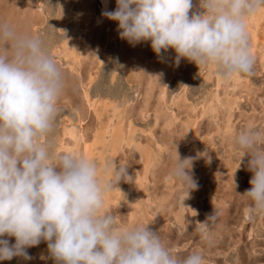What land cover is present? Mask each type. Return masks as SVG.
Listing matches in <instances>:
<instances>
[{
  "label": "rangeland",
  "instance_id": "rangeland-1",
  "mask_svg": "<svg viewBox=\"0 0 264 264\" xmlns=\"http://www.w3.org/2000/svg\"><path fill=\"white\" fill-rule=\"evenodd\" d=\"M192 1L194 9L191 10L198 11L196 0ZM83 6L88 7L84 8ZM98 8L99 2L97 0H0V22H7L15 26L18 31H27L32 35L39 36L43 40L48 54L61 68L65 77L66 86L58 100L59 116L50 133L46 137H41L42 143H50L54 153L69 152V148H72V151L83 155L82 149L77 150L70 138H65L68 143L67 148L56 150V147L61 137L60 119L64 115L69 118L72 117L74 121L77 118H84L83 123L80 124L87 140L93 136L90 132L93 131L92 133H94L96 131L98 125L95 124H99L98 115L93 111L88 112V109L86 110L82 105V89L83 87L86 88L92 102L99 101L98 105L101 103L108 105V102H111V105L117 108L120 107L122 112V130L124 133L120 137H122L123 142L119 141L117 146L110 141L112 138L110 133L107 132L105 144L101 145V152L98 154L100 157L96 156L97 154L91 157L100 168L103 167L105 160L109 158L118 161H129L127 174L130 177H127L126 181L122 179L118 183L119 191L118 188L115 189L119 192L118 200L114 201L115 194L111 192L114 194L112 195L113 199L110 200L113 203H110V201L107 204L104 203V210L109 211L114 216L118 226L142 224V222L144 223L157 215L148 227L154 228L153 231L160 232L169 250L179 258H184L193 252H199L203 256L204 264H264V217L257 216L254 219H249L247 210L251 207V204L240 195L251 187L249 179L252 173L246 167L248 157H243L240 168L234 171L237 166V155L232 147V138L239 131L246 128L264 129V62H262L264 60V15L260 20L259 18L255 20L251 16H249L251 18L246 19V23H249L248 25L255 33L254 39L256 42H253L254 40L248 33L249 39L251 37V41L249 40L250 51L253 52L251 53L255 57L253 75L251 77L238 76L240 80L237 76H233L226 80L223 79L218 85V77L213 69L212 74L208 75L209 67L197 66L185 58H181L180 64L176 66L174 60H172L176 54L172 49H169L166 54L162 53L163 61L167 62L164 64L163 61L158 60L156 54L151 50L150 42L144 41L131 46L125 40L119 38L117 24L115 27L113 25L115 21L106 18L102 25H97L93 19L98 14ZM114 8L115 0H110V9L113 10ZM261 23H263V26ZM67 30L68 33L70 32L69 34ZM79 33H82V41L79 44L81 63L78 69L79 73L77 71L74 73V70H72L74 65L71 61L67 60L68 64L66 59L59 60L58 56L53 53V48L65 36ZM96 45L101 50H96ZM254 48H257V50ZM261 55H263L262 59ZM100 58L101 62H98ZM70 65L71 68H69ZM89 73H92L90 80ZM159 73H164V76L159 79V82H156L158 81L156 75ZM207 76L209 78H206ZM161 79H163V83L160 81ZM244 82L245 84H243ZM222 91L224 92L222 93ZM212 97L216 99H212ZM215 101H221V103ZM231 101H234V103ZM204 103L208 105L205 106ZM190 107H193L195 111L193 109L190 111ZM166 108L169 112L165 110ZM208 110H211L210 113L207 112ZM111 111V108H109L108 112L111 113ZM142 111L145 112L142 114ZM204 111L206 114L203 115ZM145 113L150 114L146 115ZM196 113L198 116L200 115L199 118H196ZM252 113L255 114V118ZM193 114L194 124L191 123ZM171 115L175 116V119ZM106 119L107 115L104 113L102 120ZM114 119L111 120V125L117 122L115 117ZM129 122L135 128V134L130 135L133 143L130 142L131 144L128 143L127 145L124 142L130 134V130H127ZM94 127L95 129H93ZM148 129H150V133H148ZM89 133L90 135H88ZM161 133L163 136L166 134L164 136L165 140ZM157 140L163 143L164 146H161L162 144H159ZM174 141L178 145L181 158L195 156L197 152L203 151L205 148H208V154L212 157L210 164L205 163L203 157L193 161L190 175L198 187L195 190H190L182 203L180 201L186 195L188 185H181L179 182L170 179L168 174L175 159ZM144 145L151 150L154 148L153 151H158H156L158 154L153 153L149 166H145L140 154L145 149ZM115 146L116 148L112 149ZM117 147L119 150H117ZM139 160H142V162ZM217 168L219 169L217 170ZM143 170H145V173L142 172ZM100 174L105 176L104 172ZM144 175L147 181L144 179L141 182L140 180L144 178ZM164 175H167V177H164ZM137 180L141 182L139 184H142V186L137 185ZM134 181L137 184H134ZM141 188H145V190L142 189L141 191ZM209 215H213L215 219H207ZM177 217L180 218V221ZM153 222L156 223L155 226ZM205 224L207 225L206 228L204 227ZM8 239L11 243L14 238L9 237ZM27 252L33 259L23 260L22 264H46L50 260L44 261L38 258L41 252L47 255L46 243L43 241L38 246L28 248ZM14 258L2 260L0 264H14L16 260Z\"/></svg>",
  "mask_w": 264,
  "mask_h": 264
},
{
  "label": "clouds",
  "instance_id": "clouds-1",
  "mask_svg": "<svg viewBox=\"0 0 264 264\" xmlns=\"http://www.w3.org/2000/svg\"><path fill=\"white\" fill-rule=\"evenodd\" d=\"M197 4L199 10L190 14L192 0H115L110 11L105 0L101 16L117 22L119 38L129 45L150 42L161 61L162 53L172 49L176 66L185 58L210 66L221 79L251 77L255 57L245 21L264 9V0ZM162 76L156 75L158 82ZM65 86L61 68L39 36L0 22V261L32 260L27 249L43 241L47 255L42 252L38 258L53 264H204L199 252L184 258L172 254L160 232L148 227L156 215L121 227L104 210L105 194L130 177L129 161L109 158L100 168L94 159L75 151L54 153L50 143L41 142L59 116ZM176 141L168 174L188 185L182 203L198 187L190 175L193 161L203 157L210 164L212 157L205 148L181 158ZM232 147L237 155L234 171L247 156L252 173L251 187L239 193L251 204L248 218L264 217V129L239 131Z\"/></svg>",
  "mask_w": 264,
  "mask_h": 264
},
{
  "label": "bare ground",
  "instance_id": "bare-ground-1",
  "mask_svg": "<svg viewBox=\"0 0 264 264\" xmlns=\"http://www.w3.org/2000/svg\"><path fill=\"white\" fill-rule=\"evenodd\" d=\"M78 1V0H77ZM98 2H99V8H98V14L97 15H95V17H94V22H96L97 23V25H102V23L103 22H105V20H106V18H104V17H102L101 16V11H102V8L104 7V4H105V0H97ZM7 2V1H6ZM19 2V1H18ZM21 2V1H20ZM39 2V1H38ZM113 2V1H112ZM193 2V1H192ZM196 2H197V0H196ZM11 3V2H10ZM37 3V2H36ZM41 5V4H40ZM106 5H107V8H108V10H111L110 9V0H106ZM195 5H196V3H195ZM194 5V6H195ZM197 6V5H196ZM84 8H87L88 6H83ZM41 8V7H40ZM39 8V9H40ZM13 9H15V8H13ZM194 9V8H193ZM196 9V8H195ZM85 10V9H84ZM197 10H199V8L197 9ZM88 11V10H87ZM192 11V10H191ZM86 12V11H85ZM79 13V12H78ZM82 13V12H81ZM80 15V14H79ZM84 15H86V14H84ZM264 15V9H261V10H258L255 14H253V15H251V17L253 18V19H258L259 18V20L261 19V17ZM64 16V15H63ZM83 16V15H82ZM251 17H249V18H251ZM56 18H57V16H56ZM76 19H77V16H76ZM253 19H251V20H253ZM21 20V19H20ZM81 19L79 18V21H80ZM254 20V21H255ZM74 21V20H73ZM81 22V21H80ZM248 22H251V21H248ZM261 22V21H260ZM245 23H246V21H245ZM264 23V22H263ZM263 23H261L262 24V26H263ZM116 22L115 23H113V25H114V27L116 26ZM249 24V23H248ZM247 23H246V26H247V31H248V33L251 35V37H252V40H254L253 42H256L255 41V33H254V31L253 30H251V28H250V26L248 25ZM81 25V24H80ZM112 27V26H111ZM20 28V27H19ZM257 28V27H256ZM259 29L261 28V27H258ZM263 28H264V26H263ZM262 29V28H261ZM37 31V30H36ZM82 31V30H81ZM112 31V30H111ZM67 33H68V30H67ZM70 33V32H69ZM68 33V34H69ZM72 33V32H71ZM261 34V33H260ZM117 35V34H116ZM109 36V35H108ZM115 36V35H114ZM251 37H250V41H251ZM113 38V37H112ZM108 40V39H107ZM57 41V40H56ZM80 41H82V33H79V34H71L70 36H65L59 43H58V45H56V46H54V48H53V53H55L57 56H58V58H59V60L60 59H66V62H68V61H71V63H72V65H74V67L72 68V70H74V73H75V71H77L78 72V69H79V65H80V59H81V57H80V46H79V44L81 43ZM260 41H261V39H260ZM264 42V41H263ZM118 44V43H117ZM86 46V45H85ZM254 47H255V45H254ZM258 47V46H257ZM84 48V47H83ZM110 49V48H109ZM136 49V48H135ZM254 49H256L257 50V48H254ZM259 49H260V47H259ZM82 50V49H81ZM96 50H101L99 47H98V45H96ZM250 50H251V48H250ZM169 51V50H168ZM263 51V50H262ZM252 52V51H251ZM258 52V51H257ZM253 53V52H252ZM166 54V53H165ZM264 54V53H263ZM166 57V56H165ZM155 58V57H154ZM263 58V55H261V59ZM126 59V58H125ZM68 60V61H67ZM103 60V59H102ZM159 60V59H158ZM157 60V61H158ZM172 60H174V58L172 59ZM123 61V60H122ZM156 61V62H157ZM159 61H161V60H159ZM260 61V60H259ZM258 61V62H259ZM98 62H101V58L99 59V61ZM126 63H127V61H125ZM164 62V61H163ZM166 62V61H165ZM164 62V64H166ZM173 62V61H172ZM257 62V63H258ZM262 62H264V60L262 61ZM142 63H143V60H142ZM162 63V62H161ZM256 63V64H257ZM68 64H69V62H68ZM173 64V63H172ZM172 64H170L171 66H172ZM180 64V63H179ZM64 65V64H63ZM98 65V64H97ZM261 65V64H260ZM100 66V65H99ZM174 66V65H173ZM77 67V68H76ZM264 67V66H263ZM69 68H71V65H70V67ZM166 68H167V66H166ZM175 68V67H174ZM178 68V67H177ZM209 72H208V75H211L212 74V68L209 66ZM71 70V69H70ZM164 70V69H163ZM175 70H177V69H175ZM180 70V69H179ZM260 71H261V69H260ZM175 72V71H174ZM79 73V72H78ZM98 73V72H97ZM166 73H167V71H166ZM214 73V72H213ZM164 74V73H163ZM264 74V73H263ZM262 74V75H263ZM89 80L91 79V77H92V73H89ZM164 76V75H163ZM167 76V75H166ZM165 76V77H166ZM206 76V75H205ZM213 76V75H212ZM215 76V75H214ZM217 76V75H216ZM165 77H164V79H165ZM218 77V76H217ZM238 77V76H237ZM242 77V76H241ZM162 78V77H161ZM206 78H209L208 76L206 77ZM205 78V79H206ZM244 78V77H243ZM98 79V78H97ZM245 79V78H244ZM246 79H247V77H246ZM222 80L223 79H221L220 77H218V81H217V84L218 85H220V83L222 82ZM226 80V79H225ZM235 80V79H234ZM238 80H240V78L238 77ZM161 82L163 81V79H161L160 80ZM228 81V80H227ZM231 81V80H230ZM245 81V80H244ZM156 82H158V81H156ZM232 82V81H231ZM163 83V82H162ZM161 83V84H162ZM235 83V82H234ZM216 84V85H217ZM243 84H245V82L243 83ZM165 85V84H164ZM164 85H163V87H161V89L163 90V88H164ZM217 85V86H218ZM224 85V84H223ZM87 86H88V84H87ZM145 86H146V84H145ZM248 86V85H247ZM166 87V86H165ZM218 89V88H217ZM147 90V89H146ZM216 91V90H215ZM233 91V90H232ZM138 92V91H137ZM174 92V91H173ZM218 92V91H217ZM216 92V93H217ZM224 91H222V93H223ZM88 93H89V91L87 92V90H86V88H84L83 87V89H82V95H83V97H84V100H85V102H86V104H87V106H88V112L89 111H93L96 115H98V122H99V124H95V125H98V127H96L97 129H95V127L93 128V129H95L96 131L94 132V133H92V132H90L91 134H93V136L91 137V139H89V140H87L86 139V136H85V134L83 133V131H82V127H81V124L83 123V120H84V118L83 117H81V118H77L75 121H74V119L72 120V117L71 118H69V117H66V115H64V116H62L61 117V119H60V125H61V137H60V139H59V141L57 142V147H56V150H61V149H63V148H67L66 146H67V141L65 140V138H70V139H72L73 140V144H74V147L77 149V150H79V148H81L82 149V153H83V155L85 156V157H87V158H90L91 159V157H93L94 155H96V156H98V154H99V152H101L100 151V149H101V145L104 143V141H105V135H106V133L107 132H109L110 133V135H111V138H112V140L110 139V137H109V139H110V141H112L114 144H116L117 145V143L119 142V141H122L123 139H121L122 137H120V136H123V134L122 133H124L123 132V130H122V121H123V117H122V112H121V110H120V107L119 108H117L116 106H114V105H111L110 103L111 102H108L109 104L107 105V104H105V103H101L100 105H98V103H100L99 101L98 102H92V98L90 99L89 98V96H88ZM151 94V93H150ZM226 94V93H225ZM229 94V93H228ZM90 95V94H89ZM92 95V94H91ZM156 95V94H155ZM223 95V94H222ZM181 96H182V92H181ZM218 96V95H217ZM228 97V96H227ZM94 98V97H93ZM158 98V97H157ZM173 98V97H172ZM184 98V97H183ZM214 97H212V99H213ZM229 98H231V97H229ZM236 98H237V96H236ZM159 99V98H158ZM175 99V98H174ZM214 99H216V98H214ZM221 99V98H220ZM232 99V98H231ZM149 100V99H148ZM160 100V99H159ZM178 100V99H177ZM181 100V99H180ZM184 100V99H183ZM233 100V99H232ZM208 101V100H207ZM223 102L225 101V99L224 100H222ZM160 102V101H159ZM172 102H173V100H172ZM216 103H221V101L219 102H217V101H215ZM228 102V101H227ZM232 102V101H231ZM97 103V104H96ZM113 103V102H112ZM166 103V102H165ZM177 103H179V102H177ZM186 103H188V102H186ZM202 103H203V101H202ZM208 103V102H207ZM226 103V102H225ZM232 103H234V101L232 102ZM236 103V102H235ZM133 104V103H132ZM174 104V103H173ZM223 104V103H222ZM228 104V103H227ZM229 104H230V102H229ZM182 105H183V103H182ZM187 105V104H186ZM197 105H198V103H197ZM203 105V104H202ZM201 105V106H202ZM204 105L206 106V105H208V104H205L204 103ZM213 105V104H212ZM232 105V104H231ZM235 105V104H234ZM127 106V105H126ZM141 106H142V104H141ZM216 106V105H215ZM233 106V105H232ZM236 106V105H235ZM125 107V106H124ZM178 107V106H177ZM181 107V106H180ZM186 107V106H185ZM204 107V106H203ZM222 107V106H221ZM109 108H111V113H109L108 112V110H109ZM174 108V107H173ZM179 108V107H178ZM183 108H184V106H183ZM209 108V107H208ZM215 108V107H214ZM213 108V109H214ZM228 108H229V106H228ZM233 108V107H232ZM121 109H124V108H121ZM142 109V108H141ZM189 109V108H188ZM191 109H193V107L191 108L190 107V111H191ZM200 109V108H199ZM210 109V108H209ZM248 109V108H247ZM150 110V109H149ZM165 110H167V108L165 109ZM179 110V109H178ZM187 110V109H186ZM194 110V109H193ZM192 110V111H193ZM203 110V109H202ZM212 110V109H211ZM210 110V111H211ZM218 110V109H217ZM232 110V109H231ZM168 111V110H167ZM195 111V110H194ZM201 111V110H200ZM206 111V110H205ZM203 112V115H204V113L206 114V112ZM210 111L208 110L207 112H209L210 113ZM213 111V110H212ZM145 112V111H144ZM143 111H142V114L144 113ZM150 112V111H149ZM162 112H164V111H162ZM169 112V111H168ZM171 112V111H170ZM174 112V111H173ZM172 112V113H173ZM187 112V111H186ZM197 112V111H196ZM106 114L107 115V119L106 120H102V115L103 114ZM192 113V112H191ZM195 113V112H194ZM198 113V112H197ZM196 113V114H197ZM215 113V112H214ZM76 114V113H75ZM146 114V113H145ZM147 114H150V113H147ZM146 114V115H147ZM201 114V113H200ZM245 114V113H244ZM252 114H254V113H252ZM252 114H251V116H252ZM63 115V114H62ZM140 115H141V113H140ZM145 115V116H146ZM170 115V114H169ZM168 115V116H169ZM68 116H70V115H68ZM105 116V115H104ZM167 116V117H168ZM180 116V115H179ZM200 116V115H199ZM199 116H198V114H197V116H196V118L198 117L199 118ZM215 116H216V114H215ZM263 116V115H262ZM101 117V118H100ZM114 117L116 118V123H112L113 125H111L110 124V122H111V120H113L114 119ZM171 117H173L172 115H171ZM175 117V116H174ZM173 117V119H175ZM193 120L191 121V123L192 124H194L195 123V119H194V114H193ZM191 117V118H192ZM248 117V116H247ZM253 117L255 118V114L253 115ZM113 118V119H112ZM212 118V117H211ZM167 119V118H166ZM166 119H165V121H166ZM250 119V118H249ZM253 119V118H252ZM96 120V119H95ZM115 120V119H114ZM156 120V119H155ZM169 120V119H168ZM178 120V119H177ZM197 120V119H196ZM215 120V119H214ZM254 120V119H253ZM97 122V123H98ZM177 122V121H176ZM178 122H179V120H178ZM81 123V124H80ZM124 123V122H123ZM169 123V122H168ZM175 123V122H174ZM155 124H156V121H155ZM190 124V123H189ZM251 124V123H250ZM185 126V125H184ZM183 126V127H184ZM189 126H191V125H189ZM196 126V125H195ZM195 126H194V128H195ZM153 127H154V124H153ZM159 127V126H158ZM161 127H162V124H161ZM189 128V127H188ZM192 128V127H191ZM221 128V127H220ZM219 128V129H220ZM225 128V127H224ZM127 129V128H126ZM135 128L133 127V125H132V123L131 122H129V125H128V129L127 130H130L129 132H130V134H128L129 135V137H128V139L126 138L125 140H126V142H124V144L126 143L127 145H128V143H130V142H132L131 141V139H132V136H130V135H133V134H135V130H134ZM139 129V128H138ZM151 129V128H150ZM150 129H148V133H150ZM181 129V128H180ZM218 129V128H217ZM216 129V130H217ZM226 129V128H225ZM189 130H190V128H189ZM216 130H214V131H216ZM159 131V130H158ZM162 131V130H161ZM166 131V130H165ZM192 131V130H191ZM190 131V132H191ZM213 131V132H214ZM223 131V130H222ZM227 131V130H226ZM229 131H231V130H229ZM228 131V132H229ZM128 132V131H127ZM128 132V133H129ZM134 132V133H133ZM164 132V131H163ZM90 133L88 134V135H90ZM142 133V132H141ZM147 133V132H146ZM145 133V134H146ZM225 133V132H224ZM165 134V133H164ZM229 134V133H228ZM152 135V134H151ZM155 135V134H154ZM161 135H162V133H161ZM166 135V134H165ZM164 135V136H165ZM226 135V134H225ZM126 136V135H125ZM163 136V135H162ZM163 136V138H164V140H165V137ZM134 137V136H133ZM150 137V136H149ZM152 137V136H151ZM212 137V136H211ZM224 137V136H223ZM89 138V137H88ZM139 138V137H138ZM155 138H156V136H155ZM161 138V137H160ZM225 138V137H224ZM159 139V138H158ZM231 139V138H230ZM124 140V141H125ZM151 140V139H150ZM156 140V139H155ZM189 140H190V138H189ZM228 140V139H227ZM158 141V140H157ZM167 141V140H166ZM181 141V140H180ZM41 142H42V139H41ZM123 142V141H122ZM159 142V144H162L161 146H164L163 145V143H160V141H158ZM158 142H156V143H158ZM229 142V141H228ZM108 143H110V142H108ZM107 143V144H108ZM133 143V142H132ZM150 143V142H149ZM148 143V144H149ZM164 143H166V142H164ZM177 143H178V141H177ZM105 144V143H104ZM131 144V143H130ZM169 144V143H168ZM204 144V143H203ZM230 144V143H229ZM111 145V144H110ZM152 145V144H151ZM166 145V144H165ZM183 145V144H182ZM231 145V144H230ZM103 146H105V145H103ZM112 146V145H111ZM114 146V145H113ZM118 146V145H117ZM136 146V145H135ZM139 146H141V145H139ZM159 147H161L160 145H158ZM143 147V146H142ZM144 147H145V145H144ZM144 147H143V149H144ZM155 147V146H154ZM157 147V146H156ZM105 148V147H104ZM116 148V146L114 147V148H112V149H115ZM163 148V147H162ZM225 148V147H224ZM138 149V148H137ZM157 149V148H156ZM175 149V148H174ZM106 150V149H105ZM117 150H119L118 149V147H117ZM153 150H155L154 148L151 150L148 146H146L145 147V149L144 150H142V152L140 153V151H139V153L142 155H140L141 157H142V159H143V162H144V164H145V166H149V164H150V162H151V160H152V157H153V153L154 152H156V151H153ZM159 150V149H158ZM229 150V149H228ZM230 150H231V148H230ZM104 151V150H103ZM121 151H122V149H121ZM179 151V150H178ZM69 152H72V148H69ZM158 152V151H157ZM156 152V153H157ZM162 152V151H161ZM106 153H107V150H106ZM112 153V152H111ZM117 153V152H116ZM164 153V152H163ZM230 153V152H229ZM113 154V153H112ZM118 154V153H117ZM116 154V155H117ZM158 154V153H157ZM162 154V153H161ZM173 154V153H172ZM156 155V154H155ZM160 155V154H159ZM161 156V155H160ZM98 157H100V155L98 156ZM159 157V156H158ZM95 158V157H94ZM155 158L157 159V157L155 156ZM169 158V157H168ZM216 158V157H215ZM160 159V158H159ZM161 159H162V157H161ZM172 159V158H171ZM223 159V158H222ZM226 159V158H225ZM124 160V159H123ZM140 161V160H139ZM171 162H172V160H170ZM140 162H142V160L140 161ZM162 163V162H161ZM218 164V163H217ZM234 164V163H233ZM161 165V164H160ZM163 165V164H162ZM169 165V164H168ZM142 166H143V164H142ZM141 166V167H142ZM223 166V165H222ZM224 166H226V165H224ZM230 166V165H229ZM171 167V166H170ZM131 168V167H130ZM208 168V167H207ZM211 168V167H210ZM150 169H152V168H150ZM205 169V168H204ZM219 168H217V170H218ZM128 170V169H127ZM148 171H149V169H147ZM154 170V169H153ZM141 171V170H140ZM145 170H143L142 172H144ZM151 171V170H150ZM226 171V170H225ZM229 171V170H228ZM129 172V171H128ZM139 172V171H138ZM152 172V171H151ZM154 172V171H153ZM158 172V171H157ZM103 173V172H102ZM140 173V172H139ZM145 173V172H144ZM212 173V172H211ZM138 174V173H137ZM142 175H143V173H141ZM210 174V173H209ZM213 174V173H212ZM108 174L107 173H105V176L104 177H106ZM136 175V174H135ZM203 175V174H202ZM138 176V175H137ZM136 176V177H137ZM150 176V175H149ZM157 176V175H156ZM144 178L142 179V180H140L141 182L142 181H144V179L146 178V176L144 175L143 176ZM148 177V176H147ZM164 177H167V175L165 176L164 175ZM207 177V176H206ZM214 177V176H213ZM216 177V176H215ZM142 178V177H141ZM140 178V179H141ZM149 178V177H148ZM161 178V177H160ZM210 178V177H209ZM137 179L139 180V178L137 177ZM151 179V178H150ZM157 179V178H156ZM164 179V178H163ZM214 179V178H213ZM233 179V178H232ZM134 180H136V179H134ZM137 180V181H138ZM152 180V179H151ZM154 180V179H153ZM167 180V179H166ZM140 181H138V184L137 183H135V181L133 182L134 184H137V185H140L139 184V182ZM145 181H147L146 179H145ZM156 181H158V180H156ZM155 181V182H156ZM159 181H160V179H159ZM172 181V180H171ZM231 181V180H230ZM140 182V183H141ZM166 182V181H165ZM164 182V183H165ZM146 183V182H145ZM151 183V182H150ZM170 183V182H169ZM133 184V185H134ZM153 184V183H152ZM236 184V183H235ZM144 185V184H143ZM149 185V184H148ZM147 185V186H148ZM140 186H142V184L140 185ZM140 186H139V188H140ZM118 187V186H117ZM182 187V186H181ZM145 188H147V187H145ZM145 188H141V191H142V189H144L145 190ZM153 188V187H152ZM172 188V187H171ZM140 190V189H139ZM147 190V189H146ZM172 190V189H171ZM170 190V191H171ZM210 190V189H209ZM118 191H119V187H118ZM118 191H116L115 189L114 190H112L111 192L113 193L114 192V194H112L111 192L110 193H107V194H105V197H104V203H106L107 204V202H109L110 200H112L113 199V197H112V195H114L115 197H114V201L115 200H118V198H119V192ZM152 191H153V189H152ZM211 192V191H210ZM169 193V192H168ZM171 193V192H170ZM111 194V195H110ZM162 194V193H161ZM214 194V193H213ZM118 195V196H117ZM184 195V194H183ZM215 195V194H214ZM122 196V195H121ZM164 196H165V194H164ZM185 196V195H184ZM212 196V195H211ZM169 198V197H168ZM212 198V197H211ZM144 199H145V197H144ZM170 199V198H169ZM139 200V199H138ZM190 201V200H189ZM230 201V200H229ZM143 202V201H142ZM142 202H141V205H142ZM150 202H152V201H150ZM160 202V201H159ZM163 202V201H162ZM161 202V203H162ZM164 202H165V200H164ZM169 202V201H168ZM181 202V201H180ZM110 203H113V202H111L110 201ZM148 205H149V203H148ZM152 205V204H151ZM159 205V204H158ZM225 205H226V203H225ZM109 206V205H108ZM179 206V205H178ZM186 206V205H185ZM171 207V206H170ZM184 207V206H183ZM157 209H158V207H156ZM159 208H161V207H159ZM140 209V208H139ZM163 209V208H162ZM161 209V210H162ZM182 209V208H181ZM155 211V210H154ZM136 212V211H135ZM151 212H152V210H151ZM167 212H168V210H167ZM177 212V211H176ZM180 212V211H179ZM143 214H144V212H142ZM146 213V212H145ZM177 214V213H176ZM176 214H174L175 216H176ZM192 214V213H191ZM168 215V214H167ZM150 216V215H149ZM153 216V215H152ZM157 216V215H156ZM161 216V215H160ZM173 216V215H172ZM180 216V215H179ZM145 217V216H144ZM159 217V216H158ZM194 217V216H193ZM129 219H130V217H128ZM178 218V217H177ZM190 218V217H189ZM157 219V218H156ZM159 219V218H158ZM162 219V218H161ZM163 219H165V218H163ZM169 219V218H168ZM167 219V220H168ZM179 219V221H180V218H178ZM149 220V219H148ZM245 220V219H244ZM145 221V220H144ZM147 221V220H146ZM160 220H158V222H159ZM166 221V220H165ZM134 222H135V220H134ZM163 222V221H162ZM182 222V221H181ZM136 223V222H135ZM143 223V222H142ZM154 223V222H153ZM152 223V224H153ZM160 224H161V222H159ZM242 223V222H241ZM166 224H167V222H166ZM138 225H139V223H138ZM154 226L156 225V223H154L153 224ZM130 226V225H129ZM153 227V226H152ZM163 227V226H162ZM157 228V227H156ZM152 229H154V228H152ZM155 230V229H154ZM161 234V233H160ZM163 237V236H162ZM45 249V248H44ZM43 250V249H42ZM41 251V250H40ZM253 252V251H252ZM42 253V252H41ZM47 253V252H46ZM16 258V260H15V263L14 264H22V261H23V259L22 258H20V257H15ZM14 258V259H15ZM212 258V257H211ZM45 261V260H44ZM25 262V261H24ZM46 264H53V261L50 259L49 260V262L48 263H46Z\"/></svg>",
  "mask_w": 264,
  "mask_h": 264
},
{
  "label": "crops",
  "instance_id": "crops-1",
  "mask_svg": "<svg viewBox=\"0 0 264 264\" xmlns=\"http://www.w3.org/2000/svg\"><path fill=\"white\" fill-rule=\"evenodd\" d=\"M82 102H83L82 105H84V108L87 110L88 106H87L83 96H82Z\"/></svg>",
  "mask_w": 264,
  "mask_h": 264
}]
</instances>
